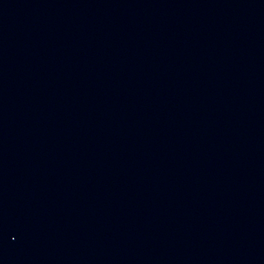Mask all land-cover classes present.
I'll list each match as a JSON object with an SVG mask.
<instances>
[{
    "label": "water",
    "instance_id": "1",
    "mask_svg": "<svg viewBox=\"0 0 264 264\" xmlns=\"http://www.w3.org/2000/svg\"><path fill=\"white\" fill-rule=\"evenodd\" d=\"M0 264H264V0H0Z\"/></svg>",
    "mask_w": 264,
    "mask_h": 264
}]
</instances>
